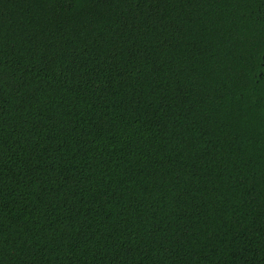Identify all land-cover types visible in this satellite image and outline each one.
Returning <instances> with one entry per match:
<instances>
[{"label": "trees", "instance_id": "16d2710c", "mask_svg": "<svg viewBox=\"0 0 264 264\" xmlns=\"http://www.w3.org/2000/svg\"><path fill=\"white\" fill-rule=\"evenodd\" d=\"M0 264H264V0H0Z\"/></svg>", "mask_w": 264, "mask_h": 264}]
</instances>
